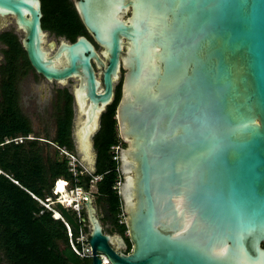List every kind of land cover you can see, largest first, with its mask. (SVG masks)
I'll use <instances>...</instances> for the list:
<instances>
[{
    "label": "water",
    "instance_id": "water-1",
    "mask_svg": "<svg viewBox=\"0 0 264 264\" xmlns=\"http://www.w3.org/2000/svg\"><path fill=\"white\" fill-rule=\"evenodd\" d=\"M75 10L99 52L85 36L45 48L40 1L0 0L34 70L77 81L76 144L91 173L122 73L118 193L131 249L103 232L87 196L91 264H264V0H76Z\"/></svg>",
    "mask_w": 264,
    "mask_h": 264
},
{
    "label": "trees",
    "instance_id": "trees-1",
    "mask_svg": "<svg viewBox=\"0 0 264 264\" xmlns=\"http://www.w3.org/2000/svg\"><path fill=\"white\" fill-rule=\"evenodd\" d=\"M42 13L43 27L58 36H64L71 42H75L79 36L89 37L70 1L42 0ZM26 62L28 64L27 60ZM120 88L121 84L115 89L112 103L102 113L101 127L93 137V148L96 152L94 172L85 171L74 178L66 158L60 161L48 160L45 172L51 186L59 178H63L73 187L83 188L85 191L89 190L94 178H99L95 183L96 203L102 207L105 216L124 239L127 253L131 249V243L126 236L125 222H119L122 199L115 188L118 181L122 182V175L119 160L113 159L111 148L118 143L125 148L119 138L115 120V111L121 95ZM72 120L73 103L71 95L67 93L64 105L58 106L53 145L69 151L74 150ZM11 122V127L0 131V143L11 137L29 135L30 129L24 120L13 116ZM80 170H83L82 167L77 168V171ZM24 179L22 172L9 169L0 157V264H91L90 260L80 259L74 253L70 242L72 239L80 248L76 238L84 224L82 218L86 217L85 209H81L79 218L75 212L58 203L52 208L59 215L57 218L52 210L36 199H43L42 191ZM67 226L71 231V239L68 237ZM83 230H86L85 227Z\"/></svg>",
    "mask_w": 264,
    "mask_h": 264
},
{
    "label": "rangeland",
    "instance_id": "rangeland-1",
    "mask_svg": "<svg viewBox=\"0 0 264 264\" xmlns=\"http://www.w3.org/2000/svg\"><path fill=\"white\" fill-rule=\"evenodd\" d=\"M63 37H58L57 41L64 40ZM53 40V37L50 35L46 38V43ZM52 54V52L50 53ZM122 76V75H121ZM120 76V80L116 83V86L121 84L122 79ZM27 77L24 78V80ZM33 81V88H28L27 84H23L22 80L18 83V111L19 114L24 118L25 122H27V126L30 129L29 135L26 137L29 138L25 140L23 136H20V141L17 143L12 142L8 145L0 144V157L4 161L5 165L14 171L22 172L24 175V180L28 184L33 187L39 188L44 195L42 201L48 203L51 208H54L58 202H62L65 198L69 200L75 199L79 201V194L82 192L84 195H87L89 200H91L92 206L95 208L96 216L99 218L103 232L111 235L115 238H121L118 232L114 229V226L109 218H107L104 214L102 207H99L96 196V179L91 181L90 188L88 191H85L83 188L76 190L69 182L65 187V193L67 197H63V194H55L54 186L50 185V181L48 179L47 172H45L46 162L48 160H63L65 159V155L61 153L57 146H52L51 144L45 142H39L34 140L35 138L44 139L46 138L49 142L54 138L55 135V126L53 122V115L55 112L54 104H53V93L58 84L56 82L46 81L44 78L36 75ZM68 84L66 88H71L76 84L74 80H67ZM48 89V91H47ZM51 103V104H50ZM82 117L78 114L77 109H73V127H72V139L74 144V150L69 151V153L75 155L77 160L80 162V165L84 168H88V164L85 160H82V154L77 148L76 144V134L78 133V122ZM74 137V138H73ZM34 140V141H32ZM38 166V167H36ZM65 183L67 182L63 178ZM64 198V199H63ZM48 201V202H47ZM85 202V201H84ZM82 201L80 206V211L76 212L74 209L69 210L75 212L76 216H80L81 209L85 208V204ZM79 204V203H78ZM63 205V204H62ZM64 206V205H63ZM86 216V215H85ZM58 218V217H57ZM85 219L83 222V227L86 230L79 237L78 242L81 245H85L88 243V234L90 232V224L87 220V216L82 218ZM114 246H116L117 241L115 240Z\"/></svg>",
    "mask_w": 264,
    "mask_h": 264
},
{
    "label": "flooded vegetation",
    "instance_id": "flooded-vegetation-1",
    "mask_svg": "<svg viewBox=\"0 0 264 264\" xmlns=\"http://www.w3.org/2000/svg\"><path fill=\"white\" fill-rule=\"evenodd\" d=\"M39 1H40V12L42 13V0H39ZM68 1L71 2L72 7L75 10L76 0H68ZM27 18H30V17L27 16ZM42 19H43V13H42V18H41V29L44 32V36H45L44 47L45 48L49 47L51 43H55V46H57L62 41L61 40L58 42L57 38L58 37L65 38V37L58 36L55 32L45 29L43 27ZM49 35L53 37V40L46 43V38ZM25 37H26L25 32L21 28H19L18 23H17V18L14 14H11V13H8L5 15L0 14V131L4 130L5 127L6 128L11 127V124L14 121L13 119V121L11 122L13 116L14 117L17 116L21 118L22 120H24V118L19 114V111H18V104H17L18 83L21 80L22 82L24 81L25 84H27L28 88L31 89L32 91V88H33L32 80H34V77L38 75L39 77L44 78L42 75L38 74L34 70L29 60L27 59V56H26V53L23 47V40ZM85 37L93 44L96 51L99 52L100 47H98L93 42L92 37L90 35L89 37L87 36ZM64 41L68 43H73L66 38L64 39ZM26 60L28 61V64ZM93 67L96 72V75L98 76L99 71L96 68L94 63H93ZM25 77H27V79L24 80ZM53 82H56L58 84L55 90L52 91L53 96H54L53 98L54 106L53 107L55 109V112L54 114H52L53 115L52 117H53V122L55 126V119H56V115L58 114V106L64 105V99L67 93L71 95V103H73V109L76 108V103H74V97H73V87L74 86H72L71 88H66L68 82L66 84H61L57 81H53ZM121 85H122V82H121ZM117 86H115V89ZM120 93H121V88H120ZM114 95H115V90H114ZM105 111L106 109L103 112ZM100 120H101V116H100L99 124H98L99 128L101 127ZM25 123L27 124V122ZM72 126H73V120H72ZM55 133H56V126H55ZM13 138H17V137H13ZM24 138L25 140L29 139V138L26 139V137ZM53 139L50 140V142L46 138L44 139L35 138L34 140H37L39 142H45V143H48L54 146L52 142Z\"/></svg>",
    "mask_w": 264,
    "mask_h": 264
},
{
    "label": "built area",
    "instance_id": "built-area-1",
    "mask_svg": "<svg viewBox=\"0 0 264 264\" xmlns=\"http://www.w3.org/2000/svg\"><path fill=\"white\" fill-rule=\"evenodd\" d=\"M18 141H20V137H17V138H13V137H11V138H9V139H5L4 140V142L3 143H0L1 145H8V144H11L12 142H18ZM58 147V146H57ZM112 148V152H113V154H114V157H113V159L114 160H116V161H118L119 160V153H120V148H123L122 146H121V144L120 143H118V144H116V145H114V146H112L111 147ZM58 149L61 151V153H63L64 155H65V158L67 159V161H68V167H69V171H71L72 172V174H73V177L74 178H76V177H78V175H80V174H83L85 171H86V169H84L81 165H80V162L77 160V158L75 157V155H73V154H71V153H69L68 152V150L67 149H65V148H59L58 147ZM79 167H82V169L83 170H80V171H77V168H79ZM87 172V171H86ZM96 179V181L99 179V178H94L93 180H95ZM56 183H57V181H56ZM55 183V184H56ZM68 182H66V186L68 185L67 184ZM120 185H121V181H118L117 183H116V186H115V188L118 190V188L120 187ZM65 186V187H66ZM76 188V190H78V189H80V188H78V187H75ZM79 194V201H80V203L78 204V203H74L73 202V200H69V198L68 199H64V200H62V204L66 207V208H70V209H74L76 212H79L80 211V204H81V202L83 201H85L86 200V198H87V195H84L82 192H80V193H78ZM36 199L42 204V205H44L47 209H49V210H52V208L48 205V203H46V202H44V201H42L41 199H39V198H37L36 197ZM53 211V210H52ZM54 212V211H53ZM54 215H55V217H58L59 215L56 213V212H54ZM121 216H120V223H123V222H125V216L121 213L120 214ZM79 218H81V216H79ZM82 221H84V219L82 220ZM84 232V230H83V227H81V229L79 230V235H78V238H76L77 239V241H76V243H79L80 244V242H78V239H79V237L82 235V233ZM67 233H68V237L71 239V231H70V228H69V226H67ZM71 246H72V249H73V251H74V253L80 258V259H82V258H84V259H88V260H90L91 259V256H92V251H91V247H90V245H89V242L87 243V244H85L84 246L83 245H81L80 244V248H78V246L72 241V239H71ZM103 264H110L108 261H103Z\"/></svg>",
    "mask_w": 264,
    "mask_h": 264
},
{
    "label": "bare ground",
    "instance_id": "bare-ground-1",
    "mask_svg": "<svg viewBox=\"0 0 264 264\" xmlns=\"http://www.w3.org/2000/svg\"><path fill=\"white\" fill-rule=\"evenodd\" d=\"M65 186H66V183L62 180V179H58L57 180V183L55 184L54 186V189L55 190V194H63V197H67L65 193ZM66 199V198H65Z\"/></svg>",
    "mask_w": 264,
    "mask_h": 264
},
{
    "label": "clouds",
    "instance_id": "clouds-1",
    "mask_svg": "<svg viewBox=\"0 0 264 264\" xmlns=\"http://www.w3.org/2000/svg\"><path fill=\"white\" fill-rule=\"evenodd\" d=\"M74 203H80V201H77L75 199H72ZM60 204V202H58ZM62 204V203H61Z\"/></svg>",
    "mask_w": 264,
    "mask_h": 264
}]
</instances>
